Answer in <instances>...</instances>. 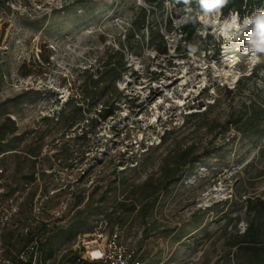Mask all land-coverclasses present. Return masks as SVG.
I'll use <instances>...</instances> for the list:
<instances>
[{
	"label": "rangeland",
	"instance_id": "obj_1",
	"mask_svg": "<svg viewBox=\"0 0 264 264\" xmlns=\"http://www.w3.org/2000/svg\"><path fill=\"white\" fill-rule=\"evenodd\" d=\"M4 2L0 123L9 117L15 130L0 140V167L21 196L5 253L37 235L43 264H65L76 237L116 224L141 264H264V249L250 254L238 237L251 222L264 245V64L238 51L230 67L211 28L218 50L202 42L190 55L170 0L133 36L139 0ZM119 42L126 65L107 90L132 101L90 125L108 94L80 98L83 75ZM243 110H263L244 133L226 123Z\"/></svg>",
	"mask_w": 264,
	"mask_h": 264
},
{
	"label": "trees",
	"instance_id": "obj_2",
	"mask_svg": "<svg viewBox=\"0 0 264 264\" xmlns=\"http://www.w3.org/2000/svg\"><path fill=\"white\" fill-rule=\"evenodd\" d=\"M174 6H176V10L178 11L177 14H179L180 11L184 12V9L186 8V5L183 3V0H170ZM147 4L149 5L148 8H144L142 5L138 6L137 12L133 15L132 18H130V33L132 36L134 33L139 32L140 28L146 24L148 25L149 22V12L151 11L152 5L157 4V6H160L162 4L163 0H147ZM232 3V7L240 12L242 15L243 7H246L247 5L250 6V10L252 11L253 9L260 7L262 0H230L229 3ZM0 4L4 5L5 2L4 0H0ZM193 9L197 8L198 5L196 4V0H192L191 5H189ZM264 8V7H263ZM227 9L223 10V13H227ZM171 16V15H170ZM168 21V30L171 28V20L170 17H167ZM199 24H187V25H179V31L182 36H180L179 40V45L180 46V41L183 40L185 44L187 43H193L196 41V39L199 38L197 35V26ZM129 36L126 37L128 39ZM212 36L207 34L204 36L202 39L200 38L199 40L204 42L203 49H206V46L209 44H213L214 42L211 39ZM216 45V46H215ZM125 44L123 42H119L118 48L116 50H110L108 53L105 55L104 59H102L98 65H96L94 68H92L91 73L89 76L83 75V80H82V86H83V91L81 94L82 99L86 98H93L98 94H101L103 92H106L107 98L103 102L101 108L96 112V117H92L90 125H96L100 120L106 119L108 116H111L116 109H119V102L120 100L124 99V103H129L132 101V94H122V91L112 93V91H108L107 87L113 86L114 85V79L120 75V73L123 71L125 68V60H124V53H123V47ZM213 47L215 48V51L218 50V43H214ZM183 50L189 51L188 48L184 47ZM166 46L163 45L162 48L158 49V52L160 54H165L167 53ZM112 53H116V61H112L111 55ZM45 59L47 57H44ZM89 69H86L87 71ZM73 101V98H72ZM74 102H79L77 99L74 100ZM77 111H81V105L74 104L73 105ZM88 110V109H87ZM207 112V111H206ZM206 112H202L205 114ZM263 110L259 111H253L252 114H248L246 117H243V115L246 114V110H243V112H240V114L234 115V117H231V119H228L226 123H232L235 126V130L238 132H246L251 129V127L256 123V121L262 116ZM201 114V113H200ZM199 114V115H200ZM198 115V114H197ZM15 122L10 119L9 117L6 118L4 122L0 123V140L8 133H13L15 130ZM92 127V126H91ZM112 129H114L115 133L118 132V130H115V125L111 126ZM93 129V127H92ZM91 129V130H92ZM92 132V131H90ZM94 132V131H93ZM117 134V133H116ZM184 157V153L179 156L180 159ZM199 159H197V162ZM177 167H172L171 169H167V175L168 176H173L176 173H178ZM122 183H124V180L122 179ZM263 202L260 200L257 202V208L261 209L260 207L262 206ZM153 205V203H150V201H145L144 203H141L139 208L140 212L143 213V216L147 213L149 208ZM256 206V205H255ZM113 226V225H112ZM239 242H245L244 246H242L243 249H246L247 252L250 254H257L258 249H264L263 244H258V232L257 228L255 227L254 223H248L245 227V229L238 235ZM69 262L73 263L74 260L73 258L68 259Z\"/></svg>",
	"mask_w": 264,
	"mask_h": 264
},
{
	"label": "built area",
	"instance_id": "obj_3",
	"mask_svg": "<svg viewBox=\"0 0 264 264\" xmlns=\"http://www.w3.org/2000/svg\"><path fill=\"white\" fill-rule=\"evenodd\" d=\"M9 184L5 170L0 167V264H43V247L37 235H33L22 249L11 255L5 253L4 234L12 227L21 202L16 189L9 191ZM121 235L116 224L106 233L79 235L70 246L72 252L65 264H141L137 250L123 242ZM70 257L73 263L68 261Z\"/></svg>",
	"mask_w": 264,
	"mask_h": 264
},
{
	"label": "clouds",
	"instance_id": "obj_4",
	"mask_svg": "<svg viewBox=\"0 0 264 264\" xmlns=\"http://www.w3.org/2000/svg\"><path fill=\"white\" fill-rule=\"evenodd\" d=\"M229 2L230 0H196L198 7L193 9L189 6L192 0H183L186 8L176 22L181 25L199 23L201 28L197 30V35L201 37L206 36L211 28L215 38L222 39L224 44H239V51L247 55L253 65L264 64V9L256 8L243 18L238 11L231 9L224 16L223 9ZM139 3L144 8L149 7L146 0H139ZM186 47L190 55H195L201 50L202 41L186 42ZM231 56L234 62L240 61L236 55Z\"/></svg>",
	"mask_w": 264,
	"mask_h": 264
},
{
	"label": "bare ground",
	"instance_id": "obj_5",
	"mask_svg": "<svg viewBox=\"0 0 264 264\" xmlns=\"http://www.w3.org/2000/svg\"><path fill=\"white\" fill-rule=\"evenodd\" d=\"M236 46V47H235ZM239 47L240 45L237 44V43H233V44H229V45H226V44H222V52H224V55H227V61L230 65V67H232L236 62H234V58L231 56V55H236L237 57L238 56V51H239ZM244 54V53H242ZM233 77L235 78V75H233Z\"/></svg>",
	"mask_w": 264,
	"mask_h": 264
}]
</instances>
